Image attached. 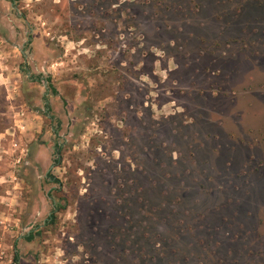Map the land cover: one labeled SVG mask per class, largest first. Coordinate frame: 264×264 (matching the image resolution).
<instances>
[{"label": "rangeland", "instance_id": "rangeland-1", "mask_svg": "<svg viewBox=\"0 0 264 264\" xmlns=\"http://www.w3.org/2000/svg\"><path fill=\"white\" fill-rule=\"evenodd\" d=\"M15 251L264 264V0H0V264Z\"/></svg>", "mask_w": 264, "mask_h": 264}, {"label": "trees", "instance_id": "trees-1", "mask_svg": "<svg viewBox=\"0 0 264 264\" xmlns=\"http://www.w3.org/2000/svg\"><path fill=\"white\" fill-rule=\"evenodd\" d=\"M33 238V234L31 232H29L27 235H25V239L26 240H31ZM13 263L14 264H17L18 263V253L17 251L14 252V255H13Z\"/></svg>", "mask_w": 264, "mask_h": 264}]
</instances>
